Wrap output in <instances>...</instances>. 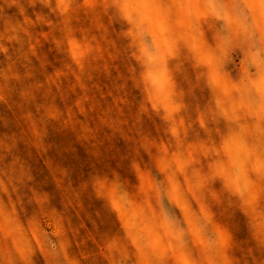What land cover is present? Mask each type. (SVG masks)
Returning <instances> with one entry per match:
<instances>
[{"label": "rangeland", "instance_id": "rangeland-1", "mask_svg": "<svg viewBox=\"0 0 264 264\" xmlns=\"http://www.w3.org/2000/svg\"><path fill=\"white\" fill-rule=\"evenodd\" d=\"M264 0H0V264H264Z\"/></svg>", "mask_w": 264, "mask_h": 264}, {"label": "clouds", "instance_id": "clouds-1", "mask_svg": "<svg viewBox=\"0 0 264 264\" xmlns=\"http://www.w3.org/2000/svg\"><path fill=\"white\" fill-rule=\"evenodd\" d=\"M262 77H264V73H262ZM262 103H264V97H262ZM261 148H262V160H264V143H262Z\"/></svg>", "mask_w": 264, "mask_h": 264}]
</instances>
